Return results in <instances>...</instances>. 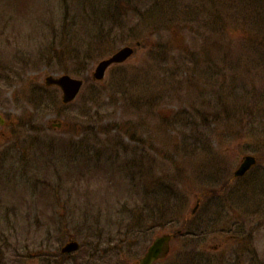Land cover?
Listing matches in <instances>:
<instances>
[{"label":"rangeland","instance_id":"rangeland-1","mask_svg":"<svg viewBox=\"0 0 264 264\" xmlns=\"http://www.w3.org/2000/svg\"><path fill=\"white\" fill-rule=\"evenodd\" d=\"M263 40L248 0H0V259L135 264L184 227L157 264H264ZM62 73L85 80L70 104L45 85Z\"/></svg>","mask_w":264,"mask_h":264},{"label":"water","instance_id":"water-1","mask_svg":"<svg viewBox=\"0 0 264 264\" xmlns=\"http://www.w3.org/2000/svg\"><path fill=\"white\" fill-rule=\"evenodd\" d=\"M134 52V49L130 46H124L112 56L101 60L93 72V77L97 80H102L105 77L107 69L116 63H122L126 61ZM47 86H58L62 89V100L64 103L72 102L83 86V79L74 78L68 74L63 75H48L45 79ZM60 126V123H58ZM257 164V157L252 154H247L243 156L242 162L235 171V176H243L248 172L253 166ZM200 202L197 201L193 213L199 207ZM181 233V230L179 231ZM176 236V233H164L162 235L156 236L153 243L149 246L145 254L139 259L137 264H154L160 259L166 258L170 252L172 238ZM80 243L71 239L63 247L62 252L68 253L78 250Z\"/></svg>","mask_w":264,"mask_h":264},{"label":"trees","instance_id":"trees-1","mask_svg":"<svg viewBox=\"0 0 264 264\" xmlns=\"http://www.w3.org/2000/svg\"><path fill=\"white\" fill-rule=\"evenodd\" d=\"M65 1V3H66V0H64ZM250 3H251V5H252V7L254 8V6L256 5V6H258L259 8H261L262 9V11L264 12V0H248ZM66 6H68V4H66ZM88 12V11H87ZM88 16V13L86 14V13H83V14H81V19H79V21H85V24L84 25H81V28L82 27H85L86 25H88V28L87 29H89V28H92L93 26H92V24L91 23H93V24H95V21H96V25H97V23H99V19H97L96 20V18H94L93 16H91L90 15V13H89V17H87ZM91 22V23H90ZM54 26H55V23H52ZM56 27V26H55ZM54 27V28H55ZM61 27H62V24L60 25V27H59V30L61 29ZM87 29H85V30H87ZM251 39L253 38L252 36H249ZM254 39V38H253ZM100 42H97V44H99ZM263 44H264V40H263V42H262ZM101 44H102V40H101ZM100 44V45H101ZM88 46H90V48H91V44H89ZM90 48H86L85 46H80V49L78 50V52H77V49H75V53H74V58L78 61L77 63H78V65H82L83 63H88V58H92L93 57V55H92V52H93V50H91ZM96 51V50H95ZM58 52V56H61V51H57ZM138 217V216H137ZM139 218V217H138ZM138 220H140V219H138ZM158 221H160L159 219H155V222H158ZM136 228L134 229V231L135 232H139V233H141L142 234V236H146L145 235V232H149V230H150V228L149 227H147V228H139V227H137V226H135ZM150 233V232H149ZM132 237V236H131ZM123 240H121V241H119V242H122ZM119 251H120V249H119Z\"/></svg>","mask_w":264,"mask_h":264},{"label":"flooded vegetation","instance_id":"flooded-vegetation-1","mask_svg":"<svg viewBox=\"0 0 264 264\" xmlns=\"http://www.w3.org/2000/svg\"><path fill=\"white\" fill-rule=\"evenodd\" d=\"M166 222H168L167 219L162 223V225H165ZM152 223H153V222H152ZM152 225H153L152 227H154V226H155V223H153ZM162 225H161V226H162ZM8 248H9V246H8L7 248H5V251H4L5 253H4V252L2 253V257H1V259H0V264H9V262H10V258H8V256H7V249H8ZM10 248H13V252L18 253V249H17L16 247H10ZM10 248H9V249H10ZM9 249H8V250H9ZM28 253H30V252H28ZM28 253L26 254V257L23 256L22 258L19 257V255L16 254L15 256H17V257H15V258L13 259V261H14V262L22 261V262L25 264V263H26V259H27V257H29V256L31 255V254H28ZM65 255H67L66 258H67L68 260H70V259L72 258L71 256H68V255H70V254H65ZM1 260H3L2 263H1ZM72 260H73V259H72Z\"/></svg>","mask_w":264,"mask_h":264}]
</instances>
